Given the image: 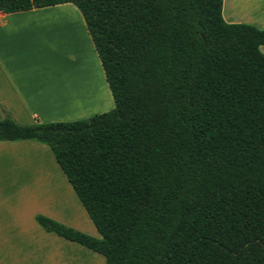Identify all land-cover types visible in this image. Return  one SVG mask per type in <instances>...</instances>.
<instances>
[{"label":"trees","instance_id":"obj_1","mask_svg":"<svg viewBox=\"0 0 264 264\" xmlns=\"http://www.w3.org/2000/svg\"><path fill=\"white\" fill-rule=\"evenodd\" d=\"M71 3L111 109L16 122L0 141L49 149L98 237L40 228L103 264H264V28L227 23L222 0H0L11 13Z\"/></svg>","mask_w":264,"mask_h":264},{"label":"crops","instance_id":"obj_2","mask_svg":"<svg viewBox=\"0 0 264 264\" xmlns=\"http://www.w3.org/2000/svg\"><path fill=\"white\" fill-rule=\"evenodd\" d=\"M51 10L58 13L52 18L55 21L50 19L52 22H47L48 18L44 21L46 11ZM221 16L227 23H248L264 28V0H222ZM44 33L46 40L55 39L57 50L62 51V45L66 44L64 65L72 66L76 61L71 54L77 52L78 41L84 46L88 44L91 50L93 48L82 17L71 3L0 12V104L21 124L65 121L68 118L63 117L58 108L77 105L80 101L77 95L72 96L69 87L65 91L60 87L57 98L49 100L44 96V83L53 76H46L38 69V38ZM71 42L74 43L73 49ZM97 74L95 70L92 86L98 95L102 88L106 92L96 99L108 105L98 109L104 112L109 108L108 87L102 69L100 78ZM58 75L64 79L63 70ZM41 144L33 140L0 141V264H25L21 258L29 248L41 247L45 241L55 243L61 249L53 253L45 251L44 257L38 253L40 258L30 259L31 264H68L67 261L78 259V254L86 253L92 258L100 255L43 231L34 221V215L41 214L90 234L94 228L49 149Z\"/></svg>","mask_w":264,"mask_h":264},{"label":"rangeland","instance_id":"obj_3","mask_svg":"<svg viewBox=\"0 0 264 264\" xmlns=\"http://www.w3.org/2000/svg\"><path fill=\"white\" fill-rule=\"evenodd\" d=\"M55 12H53V10L46 11L45 15L43 16L44 21L46 18H48L46 19L47 22L55 21L52 19L53 16L58 14ZM64 14H68V13H64ZM66 16H69V15H66ZM50 19H52V21H50ZM45 38H46L45 33L41 35V37L39 36L38 38L39 40V53H38L39 56L37 60L38 65H39L38 69L39 71L44 72L46 76L47 75L49 76L50 74L53 76H52V79L50 80L47 79L44 83V91H43L44 96L46 98H49V100L53 99V97L57 98L58 93H60L59 92L60 87L61 88L64 87V91L66 87L67 88L69 87L71 91H73L72 96L76 97L77 95L80 98V101L77 105L73 104L70 106H63L62 109L58 108V110L62 113V116L68 118L65 121H70L74 119H84L93 114L102 112V111H98V109H104L105 107H108V105L106 106V103L104 102L101 103L96 100V99H100L101 94L106 93L104 89L103 88L101 89L102 92L99 95L97 91L93 90L92 80L94 79V71L95 70L97 71L98 73L97 75L100 78V70H101L98 64V59L94 51L92 52L93 48L91 50L88 44L87 45L85 44L84 46L82 42L78 41L77 42V52L74 51L71 54L73 58H76L75 59L76 61H74L72 66L64 65L65 57L63 55V52H64L63 49L66 48L65 47L66 44H64L65 41L62 40V43L64 45H62V51H60V50H57L58 45H56V43L54 42L55 39L50 41L49 38L47 40ZM42 41H43V45L41 44ZM70 46H71V49H73L74 43L71 42ZM260 51L264 53V45H261ZM66 69H68L67 70L68 72L66 71ZM60 70H63V76H64L63 80L62 78H60L61 75L56 76V74H60ZM65 77H66V80H65ZM107 94H108L107 103L109 104V108L107 110H109L113 106V103L110 98V94L108 90H107ZM29 177L31 179V175H29ZM74 229L80 232H83L87 235L98 237V234L96 233L94 228L91 232L92 234L79 230L77 228H74ZM57 249H61L57 246V244L50 243V241L48 242L45 241V244L41 247H38V246H36L35 248L30 247L28 250V253H26V255L22 257L21 260L25 264H31L30 259H39L40 257H44L43 254L45 251H48L49 253H53V252H56ZM38 253H41L42 256L39 257ZM27 257H28V262H26ZM76 258L78 259H72L71 261H67L68 264H103V257H100V255H95V257L92 258L89 254L82 253L80 255L78 254Z\"/></svg>","mask_w":264,"mask_h":264},{"label":"bare ground","instance_id":"obj_4","mask_svg":"<svg viewBox=\"0 0 264 264\" xmlns=\"http://www.w3.org/2000/svg\"><path fill=\"white\" fill-rule=\"evenodd\" d=\"M71 24V23H70Z\"/></svg>","mask_w":264,"mask_h":264}]
</instances>
